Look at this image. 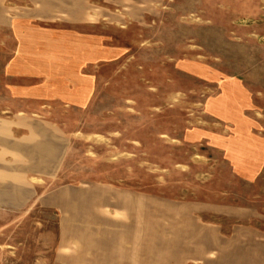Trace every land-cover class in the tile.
I'll use <instances>...</instances> for the list:
<instances>
[{"label":"rangeland","instance_id":"374dc122","mask_svg":"<svg viewBox=\"0 0 264 264\" xmlns=\"http://www.w3.org/2000/svg\"><path fill=\"white\" fill-rule=\"evenodd\" d=\"M126 6L56 39L44 21L29 28L36 42L0 32V74L49 51L61 69L52 91L5 92L0 77V116L63 124L70 150L55 185L77 188L79 217L120 219L109 228L131 235L135 264H264V0ZM37 213L56 229L57 212Z\"/></svg>","mask_w":264,"mask_h":264},{"label":"crops","instance_id":"0c3cea01","mask_svg":"<svg viewBox=\"0 0 264 264\" xmlns=\"http://www.w3.org/2000/svg\"><path fill=\"white\" fill-rule=\"evenodd\" d=\"M135 2L0 0V32L20 43L29 38L36 42L37 33H30L29 28L37 29L38 23L44 21L55 24L47 30L52 31L49 38L56 39L54 30L58 27L109 22L111 16L119 20L112 5H128L124 9L130 11ZM42 43L52 45L57 41ZM19 55L1 70L5 92L56 88V79L61 78L60 66L56 64L59 54L49 51L33 57ZM36 60L47 63L43 68L31 64ZM31 78L43 80L30 86ZM27 100L21 98V107ZM15 114L0 116V264H135V256L127 255L134 251L124 246L131 235L109 228V221L120 219L105 214L79 217L77 188L72 184L55 185L65 170L70 150L69 133L63 124L21 110ZM37 210L57 212L55 230H47L45 217L35 214ZM45 237H53L50 249L45 247Z\"/></svg>","mask_w":264,"mask_h":264}]
</instances>
